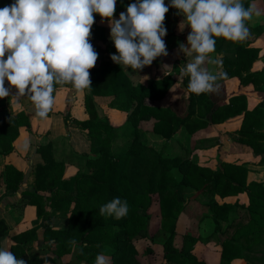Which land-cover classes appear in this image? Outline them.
<instances>
[{"label":"trees","instance_id":"obj_1","mask_svg":"<svg viewBox=\"0 0 264 264\" xmlns=\"http://www.w3.org/2000/svg\"><path fill=\"white\" fill-rule=\"evenodd\" d=\"M134 2L135 0H117V4H122L120 7ZM242 2L246 7L249 6L250 2L243 0ZM13 3L15 0H0V8ZM169 3L170 0H165L166 5ZM118 9L116 5L115 14ZM176 18L177 10L170 8L165 17L166 37L173 34ZM262 28L261 30H264V26ZM91 35L94 40H101L106 45L105 50L101 51L94 46L99 50L96 52H104L107 55L105 59L103 57L99 59L98 66L89 70L91 91L98 96H114L120 108L127 111L131 103L137 100L139 102L137 109L129 117L133 129L140 120L153 118L155 132L169 139L181 127L193 132L207 126V121L200 119L199 113L195 111L197 105L202 107L203 118L211 114L212 122L244 113L237 141L247 144L255 153L264 155V101L253 110H248L246 96L236 95L228 104L213 110L214 104L207 102L208 93L196 95L190 92L189 113L185 118H179L169 108L146 105L147 99L156 102L164 98L174 83L170 75L161 80L151 81L147 86L135 85L121 67L110 59V56L116 53V49L108 40L105 29L94 23ZM215 39V52L225 55L224 72L227 73L225 79L240 78L242 83L252 84L256 90L264 92V68L257 71L253 68L259 58V49L245 46L244 41L232 42L222 37ZM90 43H93V40L90 39ZM154 63L160 65L162 57H158ZM185 85L187 87L188 78ZM86 105L90 119L76 123L88 130L91 137L96 138V146L92 148L94 156L87 160V165L94 171L91 174L76 176V193L73 196L65 195L58 189L65 166L54 160L50 145L38 149L44 163H39L33 169V190L21 191L24 173L13 165L6 166L7 193L15 195L21 191L20 204L36 207L39 218L47 214L46 206L51 207L53 211L67 213L72 202L76 204L71 212L67 230L57 231L50 226L45 229L50 240L47 250L29 253L33 248L28 245L36 238V229L14 235L12 239L15 245L12 246V252L18 258H24L27 264H58L59 258L65 253L72 252L78 245L80 248L78 256L88 264H94L97 254H105L109 250L113 253L114 264H127L126 260L123 261V255L127 252L128 240L148 231L149 220L144 215L143 208L150 200V196L159 192L162 195L160 200L162 229L170 233L164 245L167 262L205 264L193 255V247L198 241L195 237L188 238L182 250L174 246L178 218L185 203L182 194L192 189L210 196L209 209L217 232H221L220 222H228L230 214L238 206L230 203L219 204L217 197L227 198L247 193L250 205L238 206L241 218L233 221L226 231L222 232L221 245L222 257L227 264L236 259L250 262L248 253L256 246L264 244V184L248 183V169L245 166L222 162L213 170L188 159L166 158L162 152L139 143L136 130L129 125L123 129L125 133L133 130L126 148L113 150L112 144L116 141L119 129L97 115L90 96L87 97ZM25 117L24 113H19L9 122L0 123L1 154L11 153L15 149L14 144L19 135L18 126L30 124L29 121H24ZM173 168L181 169L180 181H177L171 171ZM44 192H51L53 196L43 195ZM115 197L128 202L127 216L120 220L101 216L100 206ZM10 235V225L0 218V247L3 240ZM72 240L76 241L75 245L69 243ZM259 261L264 264V257Z\"/></svg>","mask_w":264,"mask_h":264},{"label":"rangeland","instance_id":"obj_2","mask_svg":"<svg viewBox=\"0 0 264 264\" xmlns=\"http://www.w3.org/2000/svg\"><path fill=\"white\" fill-rule=\"evenodd\" d=\"M243 1L250 2L249 5H253L261 13L259 16L254 15L252 20L248 22L247 25L252 35L247 41H244L245 46L255 47L260 51L259 58L253 66L254 70L257 71L264 68V30H261L264 26V0ZM121 5L117 4L119 9L114 15L116 19L119 18L121 12L126 11L127 6L120 7ZM176 19L173 34L164 38L168 56L162 57V63L160 65L153 62L151 66L145 67L138 73L140 77L146 75L149 79L146 81L142 80L130 68L125 73L135 85L140 84L142 86H147L151 81L156 79L161 80L166 75H170L174 83L170 86L164 98L156 102L147 99L146 105L169 108L179 118H185L189 113L191 94L185 85L187 77L180 76L179 67L183 66L187 58L183 54H177V50L179 43H187V36L190 29L185 28L181 32L178 25L183 20V17L177 15ZM95 23L105 29L108 40L114 45L110 40V28L108 27L107 21L101 23V18L95 16ZM90 39L93 40V43H91L93 47H98L100 51L105 50L106 45L103 41L94 40L92 35ZM98 49H95V51H99ZM210 55L212 58L219 56L222 64H207L206 67L214 73L224 72L225 55L219 52H214ZM106 56V53L98 52V60L95 67L99 65V59L102 57L105 59ZM163 65L171 66V68L164 67ZM219 84L220 88L218 93L208 94L207 98V102L214 104L213 110L228 104L230 99L236 95L246 96L248 110H253L264 101V92L256 90L252 84L242 83L240 78H224L219 81ZM65 87L73 89L70 85H65L57 86L55 90L61 89L59 91H63ZM78 96L81 98L76 108L85 117L84 120H80L74 116L69 104L70 100L68 99L65 102L63 96L60 97V103L56 105L57 107L55 109L57 110L53 112L50 110L48 117L45 119L34 118L35 109L32 102L24 99L22 100L24 101L25 108H23L26 113H24L26 116L24 121H29L30 124L29 126H18V138L20 136V127L30 129L35 126L37 131L42 133V136L37 137V143H41L37 147V154L42 160L40 163H44V160L41 153L38 152V149L50 145L54 160L64 164V176L58 189L65 195L73 196L76 193L75 178L78 174H91L94 171L86 164V161L88 157L94 156L92 148L96 146V138L91 137L88 130L83 129L76 123V121H87L90 119L86 105L88 96L92 98L97 115L100 118H105L114 128L119 129L116 133V141L112 144L113 150L126 148L133 135L132 131L135 129L139 143L143 146L153 148L158 152H162L166 158L188 159L199 166L213 170L217 169L222 162L245 166L248 169V183L257 182L264 184V155L255 153L250 146L237 141L239 131L242 127L244 113L212 122L211 114L203 118L202 107L197 105L195 106V111L199 113L198 116H200V119L207 121V126L193 132H189L185 127H181L172 138L167 139L155 132V119L153 118L140 120L134 129L133 126L131 127L132 123L129 122V117L137 109L139 103L137 100L131 103L127 111L120 108L114 96H98L94 95L91 90L86 89L80 91ZM6 99H0V106H3L2 109H5V111L8 110V104H10L6 103L10 98ZM14 109L15 106L12 107L13 111ZM3 115L4 113L2 117ZM14 118L13 115L11 119ZM11 119L7 121L5 118H2L1 121L3 122L0 123L9 122ZM126 125H129L133 130L128 133L123 132ZM1 149L0 147V151ZM171 171L177 181L182 179L181 169L173 168ZM33 182L34 176H32L31 183ZM43 195L53 196V193L44 192ZM182 196L185 199V203L178 218L174 246L182 250L188 238L195 237L198 241L193 247V255L205 262V264H227L222 257V232H225L233 221L241 218L238 206H249V196L247 193H240L227 198L217 197L219 204L230 203L238 205L236 210L230 214L228 222H220L221 232H217L218 229L209 209L210 196H205L192 189L186 190ZM161 197L162 195L159 192L154 193L144 205L143 213L149 220V228L147 232L128 240L126 246L127 252L123 255V261L126 260L127 264H169L165 258L164 245L169 239L170 233L162 229ZM75 205V202H72L70 211L67 213L53 211L51 207L46 206L47 214L42 218L38 217L37 209H35L37 217L33 224L34 227L30 230L36 229L37 232L36 238L31 242L29 247H43L44 249L42 251L47 250L50 240L46 236L45 229L50 226L53 230L57 231L67 230L70 224V215ZM26 207L20 204L14 208L21 211ZM39 220L42 221L40 222ZM12 236L13 234L11 233L10 238ZM33 243H35V246H32ZM79 249V246L76 245L72 252L65 253L58 259L59 264H88L78 256ZM104 255L110 257L111 264H114V256L111 250ZM248 255L250 259L249 263L245 259H236L230 264H263L259 259L264 257V244L256 246Z\"/></svg>","mask_w":264,"mask_h":264},{"label":"clouds","instance_id":"obj_3","mask_svg":"<svg viewBox=\"0 0 264 264\" xmlns=\"http://www.w3.org/2000/svg\"><path fill=\"white\" fill-rule=\"evenodd\" d=\"M117 0H15L0 8V99L11 96L17 107L27 99L32 102L34 118L48 117L57 86L70 85L80 92L91 90L90 69L98 53L90 43L95 15L107 21L110 40L116 53L110 56L124 72L130 68L137 75L158 57L168 56L165 17L170 8L183 20L181 32L189 28L187 43H179L177 54L187 59L179 67L180 76L188 78L189 92L201 95L218 93L226 72L214 73L207 64L222 60L210 54L216 39L243 42L252 35L248 21L261 13L242 0H135L116 19ZM6 57V58H5ZM171 68V66L163 65ZM139 76V75H138ZM140 77V76H139ZM146 81L148 76L140 77ZM7 81L9 87H5ZM126 200L115 197L99 208L101 216L120 220L127 216ZM75 245L76 241H69ZM0 264H27L9 248L0 247ZM94 264H111L110 257L97 254Z\"/></svg>","mask_w":264,"mask_h":264},{"label":"crops","instance_id":"obj_4","mask_svg":"<svg viewBox=\"0 0 264 264\" xmlns=\"http://www.w3.org/2000/svg\"><path fill=\"white\" fill-rule=\"evenodd\" d=\"M5 87H9L7 81H5ZM61 90V89H59ZM54 90L53 96H54V104L52 106L51 111H56L55 109L59 103H60V97L63 96V99L65 102L67 100H70V107L72 108V113L76 118H79L80 120H84L85 117L81 115L80 112L77 110V104L80 102L79 92L65 87L63 91ZM15 89H12L10 96L6 97L7 99L14 95ZM73 92V93H72ZM79 97V98H78ZM6 99V100H7ZM10 99L6 101V103H10ZM3 100V99H1ZM63 104H65L63 102ZM15 106L14 111L12 110V107ZM3 106H0V122L2 118H5V120H9L13 117H16L19 113H25L24 110V101H21L20 107H17L15 102H11L8 104V110L5 111V109H2ZM24 107V108H23ZM4 113L2 117V112ZM26 114V113H25ZM39 136H42V133L37 131L36 127L33 126L32 128H25L20 127V136L15 142V149L11 153L7 154H1L0 153V218H3L6 220V222L11 227V233L14 235H17L19 233L25 232L30 230L34 227V221L36 220V212L35 207L27 205L26 208H24L21 211H18L17 208H14L16 205H20V199H21V191L25 190H33L32 187V176H33V169L36 165H38L42 160L37 154V147L41 143H37V140ZM90 157L87 158V160ZM87 164V161H86ZM7 165H13L17 169L21 170L24 175V182L21 188V191L15 195L7 193L6 189V166ZM19 202V204H18ZM38 220V218H37ZM40 222L42 220H39ZM12 236V237H13ZM11 237V238H12ZM9 237L5 238L2 242V247H7L12 251V246L15 245V242ZM35 243L32 244V246ZM30 246V245H28ZM43 247H33V250H31L29 253L32 254L36 251H42ZM59 264V261H58Z\"/></svg>","mask_w":264,"mask_h":264}]
</instances>
